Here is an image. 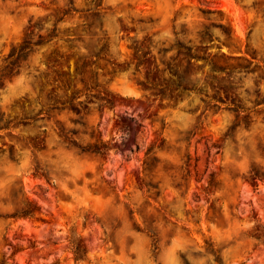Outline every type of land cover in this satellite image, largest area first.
<instances>
[{
  "label": "rangeland",
  "instance_id": "1",
  "mask_svg": "<svg viewBox=\"0 0 264 264\" xmlns=\"http://www.w3.org/2000/svg\"><path fill=\"white\" fill-rule=\"evenodd\" d=\"M0 264H264V0H0Z\"/></svg>",
  "mask_w": 264,
  "mask_h": 264
}]
</instances>
